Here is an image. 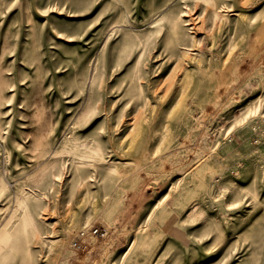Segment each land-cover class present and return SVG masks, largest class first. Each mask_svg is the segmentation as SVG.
I'll list each match as a JSON object with an SVG mask.
<instances>
[{"label":"rangeland","instance_id":"rangeland-1","mask_svg":"<svg viewBox=\"0 0 264 264\" xmlns=\"http://www.w3.org/2000/svg\"><path fill=\"white\" fill-rule=\"evenodd\" d=\"M0 264H264V0H0Z\"/></svg>","mask_w":264,"mask_h":264},{"label":"bare ground","instance_id":"bare-ground-1","mask_svg":"<svg viewBox=\"0 0 264 264\" xmlns=\"http://www.w3.org/2000/svg\"><path fill=\"white\" fill-rule=\"evenodd\" d=\"M190 19H192V17H191V18H189V20H190Z\"/></svg>","mask_w":264,"mask_h":264}]
</instances>
